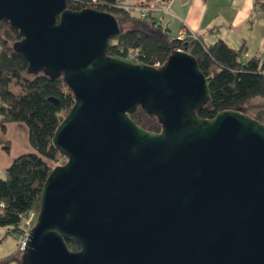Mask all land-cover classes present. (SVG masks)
Instances as JSON below:
<instances>
[{
	"label": "water",
	"instance_id": "1",
	"mask_svg": "<svg viewBox=\"0 0 264 264\" xmlns=\"http://www.w3.org/2000/svg\"><path fill=\"white\" fill-rule=\"evenodd\" d=\"M66 3L0 0L26 72L61 76L74 98L20 264H264V125L234 109L197 117L209 90L192 55L109 57L115 18ZM136 107L159 132L128 117Z\"/></svg>",
	"mask_w": 264,
	"mask_h": 264
},
{
	"label": "trees",
	"instance_id": "2",
	"mask_svg": "<svg viewBox=\"0 0 264 264\" xmlns=\"http://www.w3.org/2000/svg\"><path fill=\"white\" fill-rule=\"evenodd\" d=\"M135 6L143 7V4H128L123 0H67L66 3L70 10L95 9L115 18L118 32L108 41L109 57L122 58L127 49L138 48V63L158 68L173 51L192 55L209 90L208 102L196 111L197 117L206 120L221 110L234 109L264 125V107L253 113L243 109L253 98L264 100V52L243 60V44L232 49L219 38L205 44L201 35L177 41L167 27L156 21L152 11L140 17L133 10ZM252 7L264 17V0H253ZM20 37L8 21L0 20V130L4 132L7 123H22L32 149L14 157L5 169V178H0V228L3 237H17V245L24 232L22 219L29 212L36 216L43 182L56 162L61 160L63 164L66 160L53 146L52 135L74 101L61 76L49 78L41 72H26V60L12 49ZM13 87L18 91L13 92ZM49 97L56 99V104ZM127 115L145 131L160 130L157 118L140 107ZM64 244L70 251L78 249L71 239H65ZM17 252H21L18 247ZM17 252L1 256L0 264L11 261L20 264Z\"/></svg>",
	"mask_w": 264,
	"mask_h": 264
},
{
	"label": "crops",
	"instance_id": "3",
	"mask_svg": "<svg viewBox=\"0 0 264 264\" xmlns=\"http://www.w3.org/2000/svg\"><path fill=\"white\" fill-rule=\"evenodd\" d=\"M159 1L167 4V13L160 15V24L168 28L172 37L184 25L193 34L201 35L205 44L218 38L232 49L243 44V60L264 52V17L252 7L253 0Z\"/></svg>",
	"mask_w": 264,
	"mask_h": 264
},
{
	"label": "rangeland",
	"instance_id": "4",
	"mask_svg": "<svg viewBox=\"0 0 264 264\" xmlns=\"http://www.w3.org/2000/svg\"><path fill=\"white\" fill-rule=\"evenodd\" d=\"M125 3L128 4H136L142 3L143 6L150 7L152 13H155L157 10L156 5L159 0H123ZM137 13L136 11H134ZM13 92H17L18 88L13 87L11 89ZM264 107V100L259 98H253L250 100L249 104L246 105V112L253 113L255 109L258 107ZM7 130L1 131L0 130V178H5V169L11 163L12 159L17 155L24 153V152H31L32 149L30 148L27 142V132L26 128L22 123H8L6 124ZM61 160L56 162L55 165H60ZM4 231L0 228V257L6 256L9 254H13L17 252V237H11L9 235L4 236ZM17 257L21 256V252H17ZM9 264H16L15 262L11 261Z\"/></svg>",
	"mask_w": 264,
	"mask_h": 264
},
{
	"label": "built area",
	"instance_id": "5",
	"mask_svg": "<svg viewBox=\"0 0 264 264\" xmlns=\"http://www.w3.org/2000/svg\"><path fill=\"white\" fill-rule=\"evenodd\" d=\"M156 12L154 13V16L156 17V21L160 24L161 21V14L162 13H167V4L166 3H162V2H158L156 5ZM133 10H135L140 17H143L145 15H147L148 12L153 11L150 9V7H140V6H135L133 8ZM186 38H195V34H193L192 32L188 31V29H186L184 27V25H181L175 32L173 39L177 40V41H182ZM138 55H139V49L138 48H129L125 51L124 56L120 59L129 62V63H133L136 64L138 63ZM157 65V64H155ZM2 204L0 203V206ZM34 213L33 212H29L27 214L26 217H24L22 219V226L24 228V232L22 235V239L19 241L18 243V249L22 250L23 248V242L26 239V236L28 235V231L30 230L33 222H34Z\"/></svg>",
	"mask_w": 264,
	"mask_h": 264
}]
</instances>
